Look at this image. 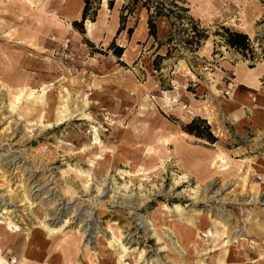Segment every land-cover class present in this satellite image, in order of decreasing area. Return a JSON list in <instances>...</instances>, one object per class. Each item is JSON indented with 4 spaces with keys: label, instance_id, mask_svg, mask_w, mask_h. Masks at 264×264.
Wrapping results in <instances>:
<instances>
[{
    "label": "rangeland",
    "instance_id": "374dc122",
    "mask_svg": "<svg viewBox=\"0 0 264 264\" xmlns=\"http://www.w3.org/2000/svg\"><path fill=\"white\" fill-rule=\"evenodd\" d=\"M159 1L160 16L153 0H90L89 31L75 25L85 0H0V251L11 264L26 253L59 264L58 252L65 264H118L113 237L129 248L122 264H264V72L254 104L211 91L231 96L236 72L221 73V56L264 71V0H230L227 26ZM226 28L249 48L228 45ZM195 117L214 142L183 134ZM220 150L224 173L205 166ZM41 223L65 226L51 236Z\"/></svg>",
    "mask_w": 264,
    "mask_h": 264
},
{
    "label": "bare ground",
    "instance_id": "6f19581e",
    "mask_svg": "<svg viewBox=\"0 0 264 264\" xmlns=\"http://www.w3.org/2000/svg\"><path fill=\"white\" fill-rule=\"evenodd\" d=\"M104 5H107V0H103ZM94 23L92 21L87 20V26L89 28V31H91L92 29V25ZM248 27V26H247ZM210 42L207 41V44L205 46V49L209 46ZM125 57H128V55H125ZM233 68L236 72V87L234 88V92L231 93V96L229 98L222 96V92L221 90L218 89L217 84L216 83H212L211 84V91L212 93L220 98L223 97L225 100V106L227 105H232L234 103H236L237 101H241L243 100V98L241 97L242 94L245 96V98H247L246 100L248 102H255L257 100V97H253V94L251 93V91H257L260 90L262 88V79H263V70H261V72H255L252 68L248 67V64L246 61H239L237 62V65H233ZM222 71V70H221ZM45 91V89L43 90V92ZM23 93V90H20L16 95H14V98L16 100H20L21 95ZM33 93L30 92L28 93V95H32ZM167 100H169L170 96L167 95L166 96ZM147 99V98H146ZM172 99V98H171ZM171 102V101H169ZM64 106V107H63ZM62 108V109H61ZM66 107L64 104H62L61 106H59V111H58V115H57V121H60L61 123L63 121H65L67 119V117L69 116V114H66ZM190 112V111H187ZM87 117H89V115H85ZM232 116H234V118H237V115L232 113ZM90 118V117H89ZM264 123V122H263ZM183 134L185 135H190L186 132H183ZM95 141L99 142V138L98 135L95 136ZM230 160L229 158L226 156V154L223 151H216L214 152V154L212 155V157L210 158V160L208 161V163L205 164L206 167H209L211 170H215L217 172H227L229 171L231 164H230ZM165 161H163L162 166H164ZM204 166V168H206ZM218 169V170H217ZM123 174H125V176H134L136 175L135 173H132L130 171H124L121 170ZM143 175V174H142ZM187 173H185L182 177V180L184 182H187ZM142 180H145L142 179ZM199 188V187H198ZM101 188H99V193L102 194V191H100ZM255 195L252 196V199H255ZM164 208L167 211H170L171 209L166 205L164 206ZM173 208L178 212V215L180 216V218H183L184 215L186 214L184 208L179 204V203H175ZM69 221H66V223H68ZM0 223H4L3 220H0ZM8 225L11 228H19L17 224H15L14 222H12L11 220L8 221ZM65 224L60 225L59 228H52L49 225H44L43 223H41V227L43 229H45L49 235H55L58 232H60L59 230H62L64 228ZM171 232H164L165 235H168L169 237L173 238V235L175 236L176 231L175 230H170ZM211 236H213L214 233L210 232ZM176 237V236H175ZM161 240V238H159ZM180 240L174 241L173 244H175L177 247H182L180 244ZM110 247L111 248H115L117 249L116 251V260L118 261V264H122L127 263V261H125L126 256L129 254V248L120 240L116 239L115 237H113L110 240ZM113 249V250H115ZM59 253V264H65L64 263V255L61 252ZM227 259L225 258L224 261H228L231 259V255L230 253H228L227 255ZM17 260H14V262H16ZM0 264H11L8 260H6L4 258V256L2 255V251H0ZM20 264H32L31 259H30V255L29 253H26L23 258L20 261ZM70 264V263H69Z\"/></svg>",
    "mask_w": 264,
    "mask_h": 264
},
{
    "label": "crops",
    "instance_id": "0c3cea01",
    "mask_svg": "<svg viewBox=\"0 0 264 264\" xmlns=\"http://www.w3.org/2000/svg\"><path fill=\"white\" fill-rule=\"evenodd\" d=\"M184 2V4L186 5V7L189 9V12L191 15H193V17L201 19L203 22H205V24H209L212 21H218L220 23V25H232V20H233V16L236 17V11L237 9L235 7H232L231 5H229L230 0H182ZM241 2L243 3V6L252 8L251 6L255 5L256 3L254 1H250V0H241ZM255 3V4H254ZM230 6L233 10V12L230 11ZM257 14L259 13H249L248 17H247V22L249 25H252L253 27V23L256 20ZM161 29V27H160ZM220 56V54H219ZM225 60V57L221 56L220 57V66L221 68V73L223 74H228L229 71L233 70V64L231 63V61H223ZM223 68L225 70H223ZM255 72H258L256 68H252ZM228 72V73H226ZM234 87H236V80L234 79L233 81ZM234 87L232 90H234ZM196 90H200V86H198L196 88ZM251 93L253 94V97L255 98L258 94V90L257 91H251ZM231 95V93H230ZM245 95V94H244ZM242 94V98L243 100L239 101L241 104L244 103H248V104H254V102H248L244 96Z\"/></svg>",
    "mask_w": 264,
    "mask_h": 264
},
{
    "label": "trees",
    "instance_id": "16d2710c",
    "mask_svg": "<svg viewBox=\"0 0 264 264\" xmlns=\"http://www.w3.org/2000/svg\"><path fill=\"white\" fill-rule=\"evenodd\" d=\"M153 1H155L159 5L158 11H156V15L157 16L162 15L164 10L162 4H160L162 2H160L159 0H153ZM90 5H91L90 0H85V7L82 14V20L81 22L75 21V25L82 24L87 19H91L92 21L96 20L97 11H94L93 16H91ZM185 10H188V8H185ZM149 27L151 30V34H154L156 30V26L153 15L150 16L149 18ZM120 30H123V27H121ZM224 31L227 36L226 42L228 45L232 46L233 48H237L239 50H246L249 48L250 43L247 34L243 32H234L229 30L228 28H226ZM117 49H118L117 52L118 56H121L123 53V47L117 46ZM183 130L190 135L196 136L197 138L207 139L211 142H214L216 140V137L212 134L210 125L206 122L205 119L200 117L193 118L190 122H188V124L183 128Z\"/></svg>",
    "mask_w": 264,
    "mask_h": 264
},
{
    "label": "built area",
    "instance_id": "2783aa9c",
    "mask_svg": "<svg viewBox=\"0 0 264 264\" xmlns=\"http://www.w3.org/2000/svg\"><path fill=\"white\" fill-rule=\"evenodd\" d=\"M233 86H234L233 82H229V83H228V85H227V90L225 91V94H226V95H229V94L231 93V91H232V89H233Z\"/></svg>",
    "mask_w": 264,
    "mask_h": 264
}]
</instances>
